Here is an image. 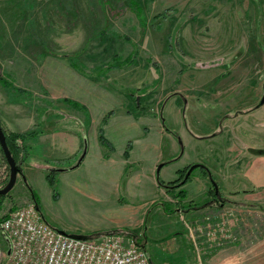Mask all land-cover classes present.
Masks as SVG:
<instances>
[{
	"label": "rangeland",
	"instance_id": "rangeland-1",
	"mask_svg": "<svg viewBox=\"0 0 264 264\" xmlns=\"http://www.w3.org/2000/svg\"><path fill=\"white\" fill-rule=\"evenodd\" d=\"M260 2L0 0L2 126L6 132H15L4 124L3 116L7 113L4 100L17 105V108H31L39 123L46 108H56L55 100L45 87V80L40 79L38 74L46 57L62 58L71 63L75 61L77 66L72 65L80 72L105 83L110 82L124 91V83L116 79L115 82L110 76H118L115 70L121 69L120 72L125 71L127 75L126 80L136 79V82L141 83L130 96V108L145 109L142 139L138 140L139 143L151 139L155 147L151 148L150 154L163 155L164 158L173 153L174 143L179 149L174 135L167 133L163 136L159 132L158 118L154 113L160 108V118L186 144L183 158L173 165L174 168H184L199 155L200 150L190 129L197 134L207 131V128H200L196 119H193L197 115L194 112L196 108H204V95L201 93L210 88L220 87L221 91H225L232 87L235 92L228 105L239 107L248 106L258 88L264 87V53L258 46V41L264 42V27L258 29L261 24ZM136 44L139 54L135 62L99 72L104 64L128 59ZM153 63L159 64L160 70ZM159 73H162V77L156 86ZM260 99L257 96L254 102L259 103ZM57 103L59 108H71V103L64 99ZM182 108L190 109L188 122ZM259 108H264V104ZM36 138L24 141L25 152L29 140ZM199 171L198 168L194 170L197 173ZM57 173V196L54 195V187L44 177L35 181L30 179V184L40 197L46 220L56 228L60 226L70 229L71 225L85 224L96 219L99 215L97 210L77 198L85 195V192L75 188L84 183L83 171H75L73 175L68 173L69 177H58ZM9 174V165L0 152V187L6 185ZM222 196L227 199V192H222ZM244 196L243 193L231 196L236 203L232 206L234 211H228L234 214V223L216 226V229H221L215 239L206 241L205 238L203 241V234L197 233L192 251L189 250L188 236H174V231L182 228L180 223L185 224L182 225L183 232L185 229L188 231L187 218L182 222L176 218V223L170 226L172 230L166 226L158 230L150 229L147 221V230L140 226L131 231L141 235L140 242L146 245L150 256L155 254L153 245L165 241L160 247L170 254L169 264H189L186 259L191 255L190 259H196L195 264H264V192L247 198V201ZM197 201H200V197H197ZM0 202V216L35 205L21 174L13 189L8 194L0 195ZM229 215L226 211V216ZM204 235L210 236L208 233ZM7 250L6 239L0 230V264H7ZM174 253L179 254V258L174 257Z\"/></svg>",
	"mask_w": 264,
	"mask_h": 264
},
{
	"label": "crops",
	"instance_id": "crops-1",
	"mask_svg": "<svg viewBox=\"0 0 264 264\" xmlns=\"http://www.w3.org/2000/svg\"><path fill=\"white\" fill-rule=\"evenodd\" d=\"M260 1L261 24L258 29L264 27V0ZM260 41L258 46L264 53V42ZM115 71H118L119 77L110 75L113 81L116 79L123 82L126 89L140 87L138 84L141 83L136 82V79L126 80L125 71ZM38 74L40 79L45 80V87L56 106L46 108L40 123L31 108H17V105L9 104L8 100L3 101L7 107L4 108L7 113L3 116L7 128L25 132L39 126L42 130L36 139L29 140L25 160L21 165L24 182L30 184V179L35 181L42 177L47 180V172L54 165L64 169L58 171V177H67L68 173L73 175L75 171L81 170L84 173V183L75 188L85 192V195L77 198L87 202L99 214L96 219L85 224L71 225L70 229L58 226L60 230L94 238L118 228L134 231L143 226L147 230V221L150 229L158 230L175 224L176 218L181 222L187 218L188 231L185 229V233L183 232L184 222L180 223L181 229L173 231L174 236H177L175 238L188 236L189 250L192 251L197 233L203 234V241L205 238L206 241L215 239L221 229H216V226L234 223L235 216L228 211H234L232 206L236 201L232 195L243 193L247 201V198L264 192V154L253 152V149H264V108H259L264 104V87L258 88L248 106L239 107L228 105L235 92L232 87L225 91H221L220 87L210 88L201 93L204 95V108H196L194 112L197 115L193 119H196L200 128H207V131L197 134L190 129L195 143L200 147L199 155L190 162L202 163L210 169L221 192H227L228 201L226 204L210 201L209 178L201 171L193 172L183 186L187 194L185 200L205 204L192 206L189 211L178 209L176 212H168L166 207L172 210L183 202H179L175 196L176 191H168L161 186L159 179L168 182L178 177V170L182 168H174L173 165L183 158L186 144L182 137L179 140L166 123L164 125L163 118L159 116L160 108L154 113L158 118L159 132L163 136L167 133L174 135L179 143V149L174 143L173 153L165 158L163 155L150 154L151 148L155 147L151 139L147 138L139 143L143 133L144 109L130 108L131 98L125 90L121 91L110 82L105 83L99 78L88 76L69 60L57 57H46ZM257 96L261 97L259 103L254 102ZM62 99H69L76 104H71V108H59L57 102ZM223 105L226 108H216ZM181 111H184V118L188 122L190 109L182 108ZM100 130L113 144L112 150L101 143ZM146 130L149 128L146 127ZM85 145L86 153L76 165ZM197 197H200V201H197ZM226 211L229 216H226ZM204 228L207 230H203ZM207 233L210 236L204 235ZM135 235L140 242L141 235ZM164 242L153 245L155 254H150L154 264H169L171 261H168L170 254L160 247ZM140 243L146 248L145 244ZM179 247H183V244ZM178 256L179 254L174 253V257L179 258ZM190 257L192 255L186 261L195 264L196 259Z\"/></svg>",
	"mask_w": 264,
	"mask_h": 264
},
{
	"label": "built area",
	"instance_id": "built-area-1",
	"mask_svg": "<svg viewBox=\"0 0 264 264\" xmlns=\"http://www.w3.org/2000/svg\"><path fill=\"white\" fill-rule=\"evenodd\" d=\"M0 230L8 240L7 264H154L135 236L74 237L49 223L34 204L11 211Z\"/></svg>",
	"mask_w": 264,
	"mask_h": 264
},
{
	"label": "trees",
	"instance_id": "trees-1",
	"mask_svg": "<svg viewBox=\"0 0 264 264\" xmlns=\"http://www.w3.org/2000/svg\"><path fill=\"white\" fill-rule=\"evenodd\" d=\"M138 54H139L138 44H136L133 53L129 56L128 59H125L124 61L123 60L122 61L117 60L114 64H104V66H101L99 68L100 69L99 72L103 73V72H105L106 69L108 70L112 67H123L124 65H126L128 63L135 62ZM73 59H75V58H73ZM72 63L77 66L75 61L74 62L72 61ZM153 64L157 69L160 70L159 64H157V63H153ZM87 75H89V74H87ZM161 77H162V73H159V76L157 77V80L155 82L156 86L158 85L159 81L161 80ZM125 91L129 96H132L134 94V91L131 89H125ZM64 101H69L71 104H74V105L76 104L69 99H65ZM163 123L165 125L164 121H163ZM3 129H4V127H3ZM167 129H169V128H167ZM4 131L6 134V140H7V144L9 146V149L11 150V153H12L13 157L15 158V160L18 164L21 162L23 163V161L25 160L24 141L28 138H36L42 132V130L39 128V126L37 128H34L31 131H28V132H6L5 129H4ZM175 135H177V134L175 133ZM177 137L181 141V138L179 137V135H177ZM99 138H100L101 143L104 146H106V148H108L109 150H112L114 148L113 144L107 139V137L104 135L102 130H100ZM0 152L3 153L1 145H0ZM3 156H4V153H3ZM4 158H5V156H4ZM197 168L201 171V173L203 175L207 176L210 180V186H209V191H208L210 201H214V202H217L219 204H221V203L225 204L228 201L227 199L223 198L221 188H220L218 182L216 181L215 177L211 173L210 169L202 163H191V164L185 166L184 168L178 170V177L176 179H174L172 181H168V182H165V181L159 179V184L161 186L165 187L168 191H176L175 196L178 198L179 202H183L180 205L177 204L176 208H174L172 210H170L166 207L165 208L166 211L176 212L178 209H180L181 211H189L192 206L198 207V206H202L203 204H205L203 202L197 203V202H194L193 200H191V201L185 200L187 198V194H186V190L183 188V186L188 182V180L191 177V174ZM58 169H62V167H60L58 165H54L53 167L51 166L47 172V175H46L48 183L54 187V195L55 196L58 195L57 178H56V173L58 172ZM22 175H23V172H22ZM27 186L31 192V196L33 198V201H34L37 209L40 211V213L45 218V216L42 212V207H41L39 195L37 194V192L33 189V187L28 182H27ZM0 208H1V204H0ZM7 215L8 214H5L4 216H0V221L2 219H4ZM111 232H122L125 234H131V235L135 236L134 232H132L129 229H125V228L113 229Z\"/></svg>",
	"mask_w": 264,
	"mask_h": 264
},
{
	"label": "water",
	"instance_id": "water-1",
	"mask_svg": "<svg viewBox=\"0 0 264 264\" xmlns=\"http://www.w3.org/2000/svg\"><path fill=\"white\" fill-rule=\"evenodd\" d=\"M262 101L264 102V97H263ZM0 145H1L4 156L7 160V163H8L9 168H10V174H9L8 182L6 183L5 186L0 187V195H4V194H8L14 188L19 174H22L23 171H22V166H21L22 162L18 164L16 162L15 158L13 157L11 150L9 149V146H8L7 140H6V134H5V131L3 129L1 121H0ZM86 149H87V147L85 145L84 150L82 152V155L80 156L76 165H78L82 161V159L86 153ZM253 152H255L256 154H264V149H253ZM62 170H64V169H58V171H62ZM62 232L65 234H68L65 231H62ZM70 235H72L74 237H78V238H87V237L76 235V234H70ZM6 241H8V240L6 239ZM9 252L10 251L8 249L7 253L9 254Z\"/></svg>",
	"mask_w": 264,
	"mask_h": 264
}]
</instances>
